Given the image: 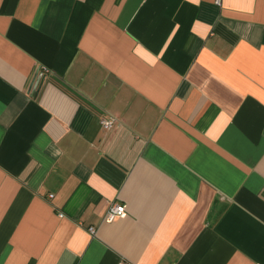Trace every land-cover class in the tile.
I'll use <instances>...</instances> for the list:
<instances>
[{
	"label": "crops",
	"instance_id": "obj_1",
	"mask_svg": "<svg viewBox=\"0 0 264 264\" xmlns=\"http://www.w3.org/2000/svg\"><path fill=\"white\" fill-rule=\"evenodd\" d=\"M0 264H264V0H0Z\"/></svg>",
	"mask_w": 264,
	"mask_h": 264
},
{
	"label": "built area",
	"instance_id": "obj_2",
	"mask_svg": "<svg viewBox=\"0 0 264 264\" xmlns=\"http://www.w3.org/2000/svg\"><path fill=\"white\" fill-rule=\"evenodd\" d=\"M118 121L117 117L113 115L104 116L100 119V124L105 129L112 128ZM126 215V206L124 203L119 201H112L104 214V220L111 222L117 217H122ZM91 233H95V228L93 226L89 227Z\"/></svg>",
	"mask_w": 264,
	"mask_h": 264
},
{
	"label": "water",
	"instance_id": "obj_3",
	"mask_svg": "<svg viewBox=\"0 0 264 264\" xmlns=\"http://www.w3.org/2000/svg\"><path fill=\"white\" fill-rule=\"evenodd\" d=\"M40 78L41 76H38V78L36 79V82H35V89H38L39 88V83H40Z\"/></svg>",
	"mask_w": 264,
	"mask_h": 264
}]
</instances>
